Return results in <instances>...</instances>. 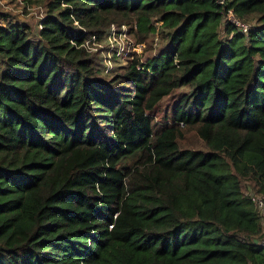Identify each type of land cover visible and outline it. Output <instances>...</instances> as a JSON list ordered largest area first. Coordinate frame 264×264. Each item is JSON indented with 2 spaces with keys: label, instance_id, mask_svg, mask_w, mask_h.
<instances>
[{
  "label": "trees",
  "instance_id": "16d2710c",
  "mask_svg": "<svg viewBox=\"0 0 264 264\" xmlns=\"http://www.w3.org/2000/svg\"><path fill=\"white\" fill-rule=\"evenodd\" d=\"M33 3L37 37L0 11V264H264V0ZM113 23L166 47L109 66Z\"/></svg>",
  "mask_w": 264,
  "mask_h": 264
},
{
  "label": "built area",
  "instance_id": "2783aa9c",
  "mask_svg": "<svg viewBox=\"0 0 264 264\" xmlns=\"http://www.w3.org/2000/svg\"><path fill=\"white\" fill-rule=\"evenodd\" d=\"M17 1H19L23 5V7L17 8L16 5ZM33 1L34 0H0V8L2 11L11 13L12 15H16V16L18 14L22 16H26V14L33 15V17H35V22H36L35 26H37V29L35 30L33 29V30L36 33V35H38L39 31L43 27V20L45 19L48 10L46 4L33 3ZM219 3L223 4L224 0H219ZM227 13H228L227 14L228 20L234 23L242 32L247 34L250 26L248 22L246 23L242 19H240L236 15V13L233 12L232 9H228ZM75 23L78 24L77 21H75ZM156 24H157V28H159L161 22H156ZM121 35H124V38H122ZM117 37H120L121 40L123 41L121 42L120 45L114 44V41H117ZM125 40H127V43L124 42ZM71 42L74 43L73 40ZM106 43H107L108 51L116 50L117 56H119L120 58H121L120 56L121 53H123V59H126L127 60L126 62H128L129 58L134 56V53L138 54L139 56H142L144 52L143 47H145L144 43H138L134 39L133 35L130 34L129 27L125 24H123L122 26H118L117 24L113 23L107 35ZM83 46H85V48L90 52H92L93 50L97 51L99 50V47H103V45L99 43L95 35H93L91 38L86 39L83 42ZM111 54L112 53L108 52L107 54L108 56H106L105 58L109 66L111 65L110 64ZM144 56L141 57L140 62L142 63L145 62ZM108 58L109 61L107 60ZM138 67L141 68L142 66L139 65ZM250 198H252L255 208L258 210V212H260L262 223H264V195L252 194ZM254 241L259 246L264 247V234L260 236H256Z\"/></svg>",
  "mask_w": 264,
  "mask_h": 264
},
{
  "label": "rangeland",
  "instance_id": "374dc122",
  "mask_svg": "<svg viewBox=\"0 0 264 264\" xmlns=\"http://www.w3.org/2000/svg\"><path fill=\"white\" fill-rule=\"evenodd\" d=\"M14 2V1H12ZM42 4H45V3H42ZM17 5V8L18 7H23V5L17 1L16 3ZM0 11H1V8H0ZM12 16H15L18 20H21V21H24V22H28L32 28L35 30L37 29V26H35L36 22H35V17H33V15H28L26 14V16H22L20 14H18L17 16L16 15H12ZM253 22H257L258 20L257 19H253L252 20ZM6 23V21H5ZM35 26V27H34ZM33 30V34L37 37L36 33L34 32ZM122 38H124V35H121ZM131 38V37H130ZM121 42H123L121 40L120 37H117V41H114V44H121ZM125 43H127V40L124 41ZM99 43L101 45H103V47H99V52H101L102 54H104V57L106 58V56H108V52L112 53L111 54V57L113 56V51H108V47H107V43H106V39L103 41V42H100ZM112 47V46H110ZM166 47V43H164L162 40L159 41V43L156 45V49L154 50H151V51H147L146 54H144V60L147 62L148 60V63H152V59L154 58V56L160 54L161 50L163 48ZM144 48V47H143ZM136 50V49H135ZM95 50H93L92 52H97ZM123 52V51H122ZM121 58H120V61L121 62H124L126 63V59H123V53H121ZM109 61V58L107 59ZM157 60H154V63H156ZM108 64V63H107ZM112 64V63H110ZM262 101V100H261ZM174 97L173 96H170V97H165L162 102L160 103L158 109L154 112V115H155V120L154 122L156 123V126L157 127H160L161 125L165 124V122H171V115H172V112H173V109H174ZM166 116H170L169 120L165 119ZM242 188H243V192H245V194L249 197H251L252 194H261V195H264V192H259L257 191V188L255 186V183L252 181V180H244L243 181V185H242ZM262 232L264 234V223H262Z\"/></svg>",
  "mask_w": 264,
  "mask_h": 264
}]
</instances>
